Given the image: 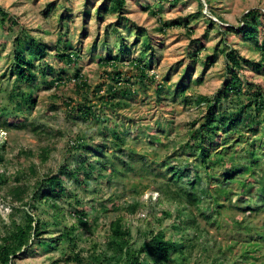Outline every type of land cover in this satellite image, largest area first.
I'll list each match as a JSON object with an SVG mask.
<instances>
[{
	"label": "rangeland",
	"instance_id": "rangeland-1",
	"mask_svg": "<svg viewBox=\"0 0 264 264\" xmlns=\"http://www.w3.org/2000/svg\"><path fill=\"white\" fill-rule=\"evenodd\" d=\"M107 1L0 0V146L5 147V159L0 165V172L6 177V181L0 183V238L13 231L12 214L15 220L22 221L30 212L40 221L47 222L48 231L42 235L47 239L60 234L65 226L77 224V217L69 213L66 201L60 202L64 210L59 215L61 221L58 222L57 217L53 216L54 211H50L47 205L41 204L36 210L29 205L12 203L9 189L13 184L34 187L35 177L30 173L32 164L38 166L39 174L42 175L50 169L56 172L68 156V160L73 162L71 154L78 152L72 150L70 143L77 136H82L87 146L102 143L107 146L104 149L106 153L115 152L116 167L123 172L120 175L122 177H114L111 183L107 179L101 184L92 183L93 187L101 186L100 194L84 191L77 185H69L71 190L73 188L81 196L88 206L90 218L95 221L92 230L83 226L77 228L76 252H80L84 258L83 264H92L91 255L105 246L103 243L108 237V224L115 213H103L100 205L108 206L113 201L120 202V210L127 216L126 223L132 230V243L136 247L145 240L148 227L155 232L163 230L167 238L179 237L174 226L179 225L178 222L185 214L186 217L197 216L201 234L192 241L193 246L187 252L189 258L184 264H214L217 257V260H224L228 264L234 260L244 264L241 254L246 248V255L251 256L250 262L264 264V242H261L260 249L254 253L248 245L250 240L255 241L254 232L249 233L248 226L264 232V202L258 200L257 192L243 197L251 201L255 211H249V208L241 210L249 205L237 195L233 194L231 200L219 196L223 205L216 217L221 224H212L201 215L202 212L211 213L209 204L212 205L215 198L211 188L208 191L212 193L205 196L201 207L203 211L198 208L180 210L172 196L163 194L159 189L158 183L163 182L166 177L155 172L162 170L164 162H171L173 165L188 162L186 158L189 153L185 149L189 146L187 142L194 143L190 140L192 128L199 125L207 110L205 103L194 102L189 98L192 94L213 97L224 87L230 78V72L221 50L234 47L247 58L260 61L261 51L257 45L264 42V34L260 31L257 33V43L252 38L243 39L233 30L242 27L248 11L258 9L264 12V0H209L208 3L206 0H179L175 3L165 0H126L125 9L120 13L100 15L99 10ZM155 9L160 10L158 16L165 21L187 18L190 26H193V34L189 36L185 27L160 30L159 17L152 13ZM137 27L145 28L149 39L146 35L138 34ZM32 37L45 47V53H31L36 48ZM148 42L150 47L147 46ZM59 48L64 53L78 51V64L63 65L57 55ZM18 50H23L25 56L32 61L37 78L31 84L19 80L21 77L16 72L15 57ZM215 53L217 59L214 65L206 66L202 63L207 55ZM115 55L123 60L117 70L101 64L102 58ZM136 58L143 60L142 64L146 65L149 76H155V83L150 78L145 83L141 81L140 73L132 63ZM47 65L54 67L56 72L47 71ZM62 66L70 75L75 73L76 68L82 70L89 83L88 98L99 112L98 116L84 120L70 113L71 109L61 99L54 97L56 94L62 95L66 99L72 98L75 103L84 100L83 93L76 90L72 82L62 88L48 83ZM192 66L194 68L190 69ZM116 73H120L119 79L122 82H131L134 92L127 98V103L119 107L105 104L100 99V96L108 93L109 85H116ZM247 74H255L252 80L264 82V72L256 73L249 68ZM181 82L187 86L184 94L176 92ZM157 83H163L169 87V91H159ZM17 86L20 87L18 90ZM31 89L37 99L32 109H23L18 105L17 98H10L14 91L21 96L22 91L28 93ZM11 115H20V121H16ZM115 124L125 138L124 147L114 145L115 139L111 133L109 137L103 136L105 126L112 127ZM155 137L161 139L159 144L152 143ZM262 140L263 143L258 145L261 151L264 150V139ZM251 141L252 138L238 146L241 156L249 155L245 148H251ZM45 149H49L50 154L48 160L42 162L39 154ZM130 149L132 156H129ZM241 161L250 162L245 159ZM187 168L184 167L182 171L183 174H189L184 180L194 179L192 167ZM253 168V174L257 172L259 177L264 178V166L260 164ZM224 170L219 165L215 168L220 173ZM105 172L109 173L110 170ZM210 173L205 177L216 185L217 181ZM236 177L246 178L244 174ZM248 180L253 181L251 176ZM200 185L207 186L205 179ZM237 186L235 182V192L239 190ZM134 189L139 190L138 194L133 192ZM135 202L137 205L133 211L124 207L125 204L128 206ZM14 205L19 206L20 210L16 211ZM162 209H168L171 216L163 219ZM95 217L97 218L94 219ZM235 219L240 220L243 227L233 225ZM196 231L191 228L187 236L194 237ZM47 239L42 243H39V239H33L13 257L14 263L52 264L61 259L59 264H76L63 259L70 253V250L68 253L61 251L66 250V244L50 246ZM228 244L233 246L232 249H228Z\"/></svg>",
	"mask_w": 264,
	"mask_h": 264
},
{
	"label": "trees",
	"instance_id": "trees-1",
	"mask_svg": "<svg viewBox=\"0 0 264 264\" xmlns=\"http://www.w3.org/2000/svg\"><path fill=\"white\" fill-rule=\"evenodd\" d=\"M166 1L175 3L179 0H165V2ZM206 1L207 3L209 2V0ZM125 5L126 0H108L99 10V14L102 15L103 13L109 12L120 13L125 9ZM152 13L154 16H158L160 10L155 9ZM158 17L160 23L159 29L162 31L174 27H185L189 36L193 34V26H190V22L187 18L180 17L178 20L165 21L160 18V16ZM259 26L261 30H259ZM136 31L138 34L141 33L146 35L147 39H149L150 36L145 28L137 27ZM233 31L238 33L245 40L252 38L256 42L259 41L257 39V33L260 31L264 34V12L258 9L248 11L246 21L243 22L242 27L234 29ZM228 33L229 32H226V34ZM31 39L36 46L35 50H32L33 52L31 53H45V47L35 38L32 37ZM147 46L150 47L149 42ZM257 47L261 51L260 61L247 58L243 54H240L238 49L234 47H225L221 50V53L225 55L227 60L226 65L230 72V78L224 84V87L213 97L202 94L195 96V94H192L189 98L194 102L205 103L207 105V110L204 119L198 126L192 128L190 140L194 141V143L190 144L187 142L189 146L186 144L187 149L185 150L189 153L187 154L188 157H190L186 158L188 162L181 165H173L171 162H164V164H162V170L159 172L155 170L158 175L166 177L163 182L158 183V185H160L159 189L162 190L163 194L166 193L172 196V199L176 201L175 203L178 204V209L180 210L198 208L200 211H203L201 207L205 202V196L212 193L208 191L211 188L215 194L212 205L209 204L212 208L211 213L209 212V214H206L202 212L201 215L212 224H221L220 220L216 217V215L219 214V208L223 205L219 200V196L231 200L234 194L237 195L240 200L242 199L248 202L249 206L241 208V210H246L248 208L249 211L256 210V208L251 206L252 203L250 200H246V198L243 199L244 196L252 192H257L259 197L258 200L264 202V178L259 177L257 172L253 174V167L259 166L260 164L264 166V150L261 151L260 146H258L261 142L263 143L262 139H264V82L252 80L255 74H247L249 68H252L256 73L264 72V42L258 44ZM1 54L2 51L0 50V55ZM57 55L61 59L62 64L66 66H76L80 59V53L74 50L64 53L59 48ZM15 57L17 62L16 72L21 77L19 80L28 84L33 83L37 77L33 70L32 61L25 56L23 50L16 51ZM216 59L217 53L210 54L202 60V63L206 66H212ZM142 62L143 60L141 58H136L132 61L133 66L140 73L141 81L145 83L146 79L150 78L151 82L155 83V76H149L147 67L143 65ZM122 63L123 60L118 55L107 56L101 59V64L103 66L113 67L116 70ZM193 68L194 66L190 69ZM47 71L51 73L56 72L54 67L50 65H47ZM116 74V85H109L108 93L100 96V99L105 104L119 107L127 103V98L132 96L134 92L131 82H122V80L119 79L120 73ZM69 82H72L76 90L83 93L84 100L75 103L72 98L66 99L62 95L56 94L54 97L61 99L63 103L71 109L69 110L71 111L70 113H74L84 120H91L94 118L93 116H98L99 112L88 98V79L83 76L80 68H76L75 73L70 75L69 72L65 71L64 66H62L60 70H58L57 75L48 81L51 85L59 88L65 87ZM19 88L20 87L17 86L16 90ZM186 88V84H182L181 82L176 92L181 91L184 94ZM157 89L165 93L169 91V87H166L163 83H157ZM31 90L32 91L28 93L22 91L21 96L18 92L14 91L10 94V98H17L18 105L23 109H32L37 99L33 89ZM119 95L121 98H117ZM227 101L229 104H226ZM19 116L20 115H11L16 121H20L21 118ZM5 123H7L6 120ZM194 123L196 124L197 122ZM36 129L37 127L35 130ZM109 133H111L115 139L114 145L124 147L125 138L121 136L117 124L112 127L105 126L103 136L109 137ZM251 138L252 141L249 143L251 148H245V151L248 150L249 155L241 156L242 153L238 146ZM258 140H260V142ZM160 141V138L155 137L152 143L159 144ZM70 146L72 150L78 152V154H71V160L73 162L68 160L70 159L68 156L66 158L67 160L60 165L56 172L50 169L48 173L42 175L39 174L38 166L32 164L30 166V173L35 177L34 187L31 188L32 186L26 184H13L9 189V193L12 196V203H21L23 206L29 205L32 209L36 210L41 204L47 205L50 211H54L53 216L57 217L56 220L58 222L61 221L59 215L62 214L64 210L61 203L66 201L69 206V213L77 217V224L70 227L65 226L62 232L57 236L48 237L50 242L49 245L53 246L56 244L57 246L60 243L66 244V250L61 251L68 253L70 250V253L63 259L69 262H76V264H83L84 258L80 252H76L78 240L77 228L83 226L88 230H92L93 222L95 221L90 218L88 206L83 202L81 196L77 195L72 187L71 190L69 185H77V187L82 188L84 191L90 190L93 191V193L100 194L102 192L101 186L93 187L92 183L96 182L101 184L104 179H107L108 183H111L114 177H122L120 175H122L123 172L116 167L114 157L117 158V156L115 152L111 154L106 153L104 149H106L107 146H104L102 143L87 146L85 138L77 136L76 140L71 141ZM4 148V145L0 146V165L5 159L3 153ZM132 153L130 149L129 156H132ZM49 154V149L43 150L39 154L41 161L46 162ZM170 157H168V159H170ZM242 159L249 160L250 162H242ZM222 162H224V164ZM126 164L131 167L130 164ZM218 165L219 167H224L225 170L221 173L215 171ZM186 166L188 167L187 169L192 167V171L195 173L194 179L189 178L184 180L186 175H189L183 174L182 172L183 168ZM108 169L110 172L106 173L105 171ZM186 172L191 171L186 170ZM207 173H210L215 181H217L216 185L205 177ZM238 174H244L246 178L239 179L236 177ZM249 176H251L253 181L249 182ZM256 176L259 178H256ZM204 179L207 183L206 187L200 185ZM5 181V174L0 172V183H4ZM235 182H237V187L239 189L236 192L234 191ZM138 191V189H134L133 192L138 194ZM162 197L164 198V196ZM137 202H135L136 204H129L128 206L125 204L124 207L129 211H133ZM180 205L182 208H180ZM14 207L16 211L20 210L19 206L14 205ZM100 208V211L105 214L114 212L115 216L108 224V237L105 243H103L105 246L102 247L100 251H96V253L91 255L92 258L90 261L92 264H184L189 258L187 252L189 253V248L193 246L192 241L195 239V236H200L201 234V232H199L200 226L197 216L186 217L184 214L181 221L178 222L179 225L174 226L175 232H179V237L167 238L163 230L155 232L154 229L148 227L145 231V240L139 247H136L132 243V230L126 223L127 216L120 210L122 208L120 202L113 201L108 206L102 204ZM161 214L163 215V219L171 216L168 209H162ZM180 216H182L181 213ZM96 218L97 217L94 219ZM158 220H160V218ZM11 221L14 226L13 231L0 238V264H15L13 257L16 256L19 250L25 249L33 239H39V243L47 239V237H42V235L48 231V223L40 221V219L33 216L30 212L22 221L15 220L12 214ZM233 221V225L243 227L240 220L235 219ZM149 225H151V221H149ZM248 227V232L252 234L254 232L255 235V241L250 240L248 242L252 250L250 248L248 250L254 253L260 249L261 242H264V232H261L254 226ZM191 228L197 230L194 237L187 236ZM249 229H251V231H249ZM232 247L231 244H228V249H232ZM246 249L241 254L244 258L243 263L254 264V262L249 261L251 256L246 255ZM254 257L255 256L252 254V258ZM217 258L214 264H228V262L217 260ZM60 261L61 259H57L53 261L52 264H59ZM229 264L242 263L234 260Z\"/></svg>",
	"mask_w": 264,
	"mask_h": 264
}]
</instances>
